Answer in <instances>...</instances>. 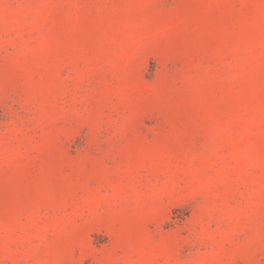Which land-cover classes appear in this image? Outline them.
I'll return each mask as SVG.
<instances>
[{
    "label": "rangeland",
    "instance_id": "374dc122",
    "mask_svg": "<svg viewBox=\"0 0 264 264\" xmlns=\"http://www.w3.org/2000/svg\"><path fill=\"white\" fill-rule=\"evenodd\" d=\"M0 264H264V0H0Z\"/></svg>",
    "mask_w": 264,
    "mask_h": 264
}]
</instances>
